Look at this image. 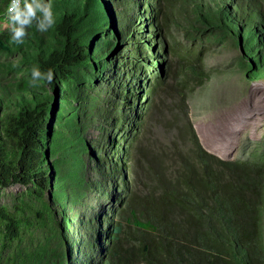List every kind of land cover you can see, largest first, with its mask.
Wrapping results in <instances>:
<instances>
[{"label": "trees", "instance_id": "16d2710c", "mask_svg": "<svg viewBox=\"0 0 264 264\" xmlns=\"http://www.w3.org/2000/svg\"><path fill=\"white\" fill-rule=\"evenodd\" d=\"M9 1L0 0V21ZM183 1L200 30L239 48L237 65L247 78L264 77V9L258 0ZM49 2L56 18L49 31L41 33L33 23L24 43L14 44L0 27V193L17 184L34 192L53 241L23 245L21 219L0 206V264H264V151L229 161L195 142L181 176L165 184L156 203L144 205L145 219L133 214L142 230L133 248L126 247L120 212L113 210L116 221L95 217L92 223V217L85 220L75 211L90 186L112 192L117 204L128 196H119L117 190H126L127 184L118 179L124 180L123 161L130 160L128 148L142 118L138 103L141 96L151 100L168 63L164 36L147 31L162 29L163 3ZM144 48L151 53L148 66ZM33 66L52 69L54 81L31 87ZM203 72L198 64L192 70L197 76ZM101 84L111 86L121 105H114L110 124L102 122L112 131L106 143L94 147L97 156L85 132L100 116L96 89ZM143 85L148 89L142 93ZM86 155L96 179L85 177ZM74 216L77 240L69 234Z\"/></svg>", "mask_w": 264, "mask_h": 264}, {"label": "rangeland", "instance_id": "374dc122", "mask_svg": "<svg viewBox=\"0 0 264 264\" xmlns=\"http://www.w3.org/2000/svg\"><path fill=\"white\" fill-rule=\"evenodd\" d=\"M258 1L264 9V0ZM162 3L158 16L162 29L156 27L147 31L164 36L162 41L166 44V54L163 58L168 63L154 96H148L150 101L141 96L138 103L142 118L128 148L130 160L123 161L125 181L121 176L118 179L121 185L123 182L127 184L126 190H117L119 196L125 193L128 196L119 199L123 203L117 204V200L111 197L112 192L104 194L90 186L75 208L85 220L92 217V223L95 217L116 221L113 210L117 211L116 214L120 212L125 218L126 247L130 248L134 247L142 232L137 227L139 222L136 218L143 221L148 212L144 205L156 203L165 184L174 183L181 176L191 160L195 142L209 153L229 161L247 160L257 151H264V77L256 80L247 78L237 65L239 48L231 40L223 41L221 35L209 36L208 32L200 30L199 24L195 23L196 15L183 0H162ZM0 27L4 28L3 21H0ZM144 50L147 54L145 65L148 66L151 53L147 48ZM197 64L204 69L201 76L192 73ZM148 72L153 71L149 69ZM188 75L202 79V83L195 82ZM110 88L108 84H101L96 89L101 93L98 102L100 116L85 132L90 150L97 156L94 147L106 143L112 131L105 123H111L114 105H121L120 98ZM147 89L143 85L142 93ZM123 103L126 107L130 105ZM141 103H145V108L140 107ZM233 125L235 130L232 133ZM216 141L230 142L228 150L219 148ZM84 171L87 180L96 179L95 168L88 155L85 156ZM37 199L34 192L19 184L0 193V206L7 207L21 219L23 245L46 238L53 241L51 224L49 221L43 224L42 205ZM45 199L46 195L42 203ZM69 215H74L73 210ZM77 219L74 216L69 229V234L76 240L79 237ZM82 236L84 238L85 234Z\"/></svg>", "mask_w": 264, "mask_h": 264}, {"label": "clouds", "instance_id": "9594fccd", "mask_svg": "<svg viewBox=\"0 0 264 264\" xmlns=\"http://www.w3.org/2000/svg\"><path fill=\"white\" fill-rule=\"evenodd\" d=\"M35 23L36 29L47 32L56 24L53 6L47 0H10L6 6L3 27L10 33L9 43L23 44L28 35L27 29ZM55 79L52 69L41 71L39 66H33L30 70L29 85L39 87L40 82L51 84Z\"/></svg>", "mask_w": 264, "mask_h": 264}, {"label": "bare ground", "instance_id": "6f19581e", "mask_svg": "<svg viewBox=\"0 0 264 264\" xmlns=\"http://www.w3.org/2000/svg\"><path fill=\"white\" fill-rule=\"evenodd\" d=\"M237 129V128H236ZM234 130H235V125H233V126H231V132L233 133L234 132ZM225 135V134H224ZM230 139L231 138H228V140L230 141ZM232 140V139H231ZM230 142H228V141H216V145L219 147V148H221L222 150H224V151H227L228 150V145H230L229 144Z\"/></svg>", "mask_w": 264, "mask_h": 264}, {"label": "water", "instance_id": "95a60500", "mask_svg": "<svg viewBox=\"0 0 264 264\" xmlns=\"http://www.w3.org/2000/svg\"><path fill=\"white\" fill-rule=\"evenodd\" d=\"M164 49H166V44H164Z\"/></svg>", "mask_w": 264, "mask_h": 264}, {"label": "built area", "instance_id": "2783aa9c", "mask_svg": "<svg viewBox=\"0 0 264 264\" xmlns=\"http://www.w3.org/2000/svg\"><path fill=\"white\" fill-rule=\"evenodd\" d=\"M10 2V1H9Z\"/></svg>", "mask_w": 264, "mask_h": 264}]
</instances>
